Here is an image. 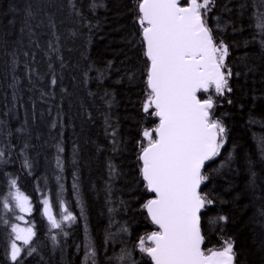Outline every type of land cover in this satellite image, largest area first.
<instances>
[{
  "label": "trees",
  "instance_id": "16d2710c",
  "mask_svg": "<svg viewBox=\"0 0 264 264\" xmlns=\"http://www.w3.org/2000/svg\"><path fill=\"white\" fill-rule=\"evenodd\" d=\"M71 2L81 15L69 0H0V150L10 161L0 164V193L7 195L6 178L17 179L33 208L26 225L35 232L30 245H21V264H84L89 239L98 252L97 264H108V257L124 247L133 249L139 236L154 230L141 209L145 197L136 160L142 128L154 126L141 110L146 59L135 22L136 0H94L102 5L96 8L90 7L91 0ZM216 5L209 25L215 27L219 18L222 29L214 34L229 45L234 75L228 96L233 103L217 109L228 140L212 167H219L229 152L232 164L214 174L204 189L216 201L204 221V247H219L230 237L235 264H264V49L258 36L252 39L258 31L255 16L264 12V5L261 0H216ZM29 7L31 17L25 11ZM109 62L101 81L97 69H106ZM105 116L113 127L105 124ZM57 144L65 149L59 154L63 172L56 167ZM26 157L31 169L23 167ZM109 163L119 172L114 179L109 178ZM58 193L77 218L63 225L67 236L59 230L50 233L43 215L45 197L54 215L62 211ZM9 204L4 209L0 196V264H14L11 226L22 216L10 199ZM219 215L227 220L208 222ZM110 233L116 234L115 242L106 244ZM52 234H57L56 246ZM29 247L36 248L31 256L26 254ZM133 257L145 264L138 250Z\"/></svg>",
  "mask_w": 264,
  "mask_h": 264
},
{
  "label": "snow or ice",
  "instance_id": "6c2138e0",
  "mask_svg": "<svg viewBox=\"0 0 264 264\" xmlns=\"http://www.w3.org/2000/svg\"><path fill=\"white\" fill-rule=\"evenodd\" d=\"M69 4L77 15H81L71 0ZM261 4L264 5V0ZM100 6L91 0L90 7ZM216 6V0H136L135 22L139 26V42L143 45L146 59L141 110L154 125L142 128L136 160L145 197L141 209L154 230L139 236L133 249L124 247L108 257V264H138L133 257L136 250L146 257L145 264H235L236 252L230 237L224 238L219 247H204V221L208 209L216 203L204 189L214 174L230 169L232 164V153L229 152L219 167H212L216 158L221 157V150L228 140V128L217 115V109L225 102L233 103L228 96L233 91L230 80L234 75L228 63L229 45L214 34L222 29L219 18H216L215 27L209 25V14ZM25 11L27 16H32L31 7ZM255 28L258 31L252 39L256 41L258 36L260 47L264 49V12L256 14ZM91 68L90 65L89 70ZM110 68L111 62L106 69H97L98 79L102 81ZM52 83H56L55 78ZM108 103L111 106V101ZM105 124L113 127L110 117L105 116ZM52 127L55 128L56 124L53 123ZM111 134L115 151L118 141L115 140L117 132L114 128ZM27 147L25 144L24 148ZM56 148V167L63 172L64 162L59 154L65 149L60 144ZM260 153L264 159V138L261 139ZM4 157L5 152L0 150V164L10 163ZM32 166L26 157L23 167L31 169ZM108 169L110 179L119 175L114 164L109 163ZM251 176L254 184L256 173L252 171ZM60 179L57 176L58 182ZM5 183L7 195L0 193L3 208H10V199L21 213H31L30 199L17 186V179L6 178ZM72 187L74 192H78L75 181ZM60 189L62 193L63 184H60ZM61 193L56 195V200L62 211L54 215L53 204L45 197L42 201L43 215L47 218L50 233L59 230L60 234L67 236L63 225H71L77 218L65 206ZM226 220L223 215L208 218L211 224ZM120 231L127 233L128 229L121 227ZM11 233L14 236L10 244V259L14 264H21V247L17 241L28 246L35 232L32 228L21 229L12 225ZM115 235L110 233L105 243L109 240L115 242ZM51 240L56 246L57 234H52ZM34 252L36 248L29 247L26 254L31 256ZM97 255L95 245L87 240L84 264H97Z\"/></svg>",
  "mask_w": 264,
  "mask_h": 264
},
{
  "label": "rangeland",
  "instance_id": "374dc122",
  "mask_svg": "<svg viewBox=\"0 0 264 264\" xmlns=\"http://www.w3.org/2000/svg\"><path fill=\"white\" fill-rule=\"evenodd\" d=\"M23 219H21L20 223H18L17 225L21 228V229H27V228H31L29 226H27V217L29 216L30 213H21ZM17 244L21 247V245H23L22 241H17ZM11 250V249H10Z\"/></svg>",
  "mask_w": 264,
  "mask_h": 264
},
{
  "label": "bare ground",
  "instance_id": "6f19581e",
  "mask_svg": "<svg viewBox=\"0 0 264 264\" xmlns=\"http://www.w3.org/2000/svg\"><path fill=\"white\" fill-rule=\"evenodd\" d=\"M16 65V64H15ZM18 87V86H17ZM17 117V116H16ZM10 141V140H9ZM72 150V149H71ZM68 197V196H67Z\"/></svg>",
  "mask_w": 264,
  "mask_h": 264
}]
</instances>
